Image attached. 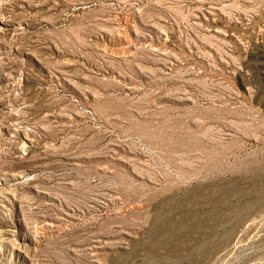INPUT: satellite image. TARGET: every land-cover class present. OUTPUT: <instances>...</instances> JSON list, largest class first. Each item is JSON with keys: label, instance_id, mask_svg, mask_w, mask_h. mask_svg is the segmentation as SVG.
Returning a JSON list of instances; mask_svg holds the SVG:
<instances>
[{"label": "rangeland", "instance_id": "374dc122", "mask_svg": "<svg viewBox=\"0 0 264 264\" xmlns=\"http://www.w3.org/2000/svg\"><path fill=\"white\" fill-rule=\"evenodd\" d=\"M0 264H264V0H0Z\"/></svg>", "mask_w": 264, "mask_h": 264}]
</instances>
